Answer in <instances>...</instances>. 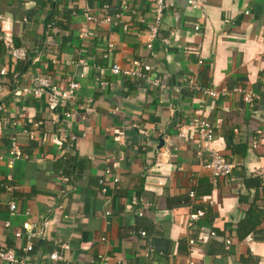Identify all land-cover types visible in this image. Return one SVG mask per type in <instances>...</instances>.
Segmentation results:
<instances>
[{
    "label": "crops",
    "instance_id": "0c3cea01",
    "mask_svg": "<svg viewBox=\"0 0 264 264\" xmlns=\"http://www.w3.org/2000/svg\"><path fill=\"white\" fill-rule=\"evenodd\" d=\"M167 1L149 42L152 0H128L126 11L118 0H0V38L27 53L13 60L0 41V248L27 255L29 264H99L98 254L110 264H264V199L255 178L264 169V0H192L195 8ZM86 8L109 22L86 23ZM132 60L151 67L159 85L109 72ZM35 76L58 88L77 80L79 88L49 113L45 95L20 93ZM187 77L218 96L191 94ZM237 88L256 100L247 106ZM193 117L212 125L209 148L233 166L226 178L213 181L204 169ZM11 137L21 157L9 169ZM250 209L253 226L242 227ZM195 211L203 215L189 224ZM25 221H47L29 254L14 237ZM238 228L249 233L240 241ZM61 243L68 250L53 263L47 256Z\"/></svg>",
    "mask_w": 264,
    "mask_h": 264
},
{
    "label": "built area",
    "instance_id": "2783aa9c",
    "mask_svg": "<svg viewBox=\"0 0 264 264\" xmlns=\"http://www.w3.org/2000/svg\"><path fill=\"white\" fill-rule=\"evenodd\" d=\"M119 1V7L120 10L126 11L128 8V0H118ZM154 3V10H153V16L148 24V37L149 42L152 41L156 35L158 27L161 23L162 16L164 12L171 8V3L167 0H152ZM187 5L191 6L192 8H195L197 4H194L192 0H187ZM103 11L107 10V6L103 5L102 7ZM247 13V12H246ZM118 15L115 16L117 18ZM1 18V17H0ZM83 19L86 23H108L109 19L107 16L102 18H96L92 15H90L88 8L85 9V13L83 14ZM197 30V28H194ZM87 31L83 28V30L79 33V37L81 39H85L87 37ZM0 41L5 49V52L12 58L13 60H19L24 61L27 58L26 50L23 48H15L11 45V43L5 39H1ZM151 45L148 43L146 45V48H150ZM113 49V46L108 43L105 48V53L103 55V58H107L110 51ZM199 63V62H198ZM109 72L114 75H124L127 77H135V78H141L145 80L149 85L153 87H157L159 85L158 80L155 78V76L152 75L151 67H149L146 64H143L137 60H132L129 65L121 69L118 65L112 64L109 68ZM100 74H102V71H99ZM0 74H4V70H0ZM83 74H78V78H82ZM262 85L264 86V79L261 80ZM184 86L185 88L193 95H199L200 97L205 98H216L218 96V92L214 91L213 89L209 87L202 86L198 83L197 79L195 77H187L184 79ZM79 88V83L77 80H70L67 81L64 88H58L57 86H54L50 83L49 79L44 76H35L31 79L29 86H24L20 89V93L27 97L32 98H41L45 95L44 102H45V108L49 113H54L57 108L62 106L64 103L72 100L76 92ZM222 94H226L225 91H221ZM232 92H237L242 94L243 102L248 106L251 105L254 100H256V96L253 95L250 91L243 90L241 88L234 89ZM192 128L195 130L198 139L200 140L199 145H197L198 149L205 155V161L203 164L204 169L209 173L210 177L213 181H215L218 178H226L231 174V171L233 169V166L231 163L227 162L218 152L212 150L209 148V145L211 144L213 140V127L212 125L203 119L193 117L189 121ZM140 133L144 134V132L140 131ZM21 134L24 136H27L29 139L33 138V133L31 131H27L23 129L21 131ZM7 154L9 156V163L7 167L10 169L12 167V163L14 160H18L21 157L20 149L17 145V141L15 137H11L9 139L8 143V150ZM107 175L108 172H105ZM255 176L259 178L261 187L264 188V169H261L255 173ZM5 182H4V189L5 192L12 195V193L15 190V185L12 183V179L10 175L5 176ZM61 181L63 183L67 182V178L62 177ZM116 179H113V182H116ZM189 199H194L195 194L193 191L188 192ZM132 205L137 204V199L135 197H132L130 200ZM60 208V206L58 207ZM16 210V205L12 200L8 202V211L10 217L14 215ZM109 213H106L105 215H108ZM139 214V213H138ZM25 215H28L25 213ZM203 215L202 211H195L193 213H190L188 215V221L189 224H192L193 222L197 221L199 217ZM47 225V221H43L41 223V226L38 227L34 223L30 222H22L20 225V231L18 230L16 233H14V237L16 238H22L24 240V247L23 251L26 254H29L33 249V241H35L37 238L41 237L44 232V228ZM8 226V222L4 223V227ZM212 234V233H211ZM139 235L143 236L144 233L140 232ZM101 242L104 241L103 238L100 239ZM189 244H192V241H189ZM223 245L225 249H228L230 246L229 239L223 240ZM58 250H54L53 252L49 253L47 258L51 262H59L62 260V254L61 252H65L68 250V246L65 243H61L57 245ZM97 260L99 264H110L112 262V259L107 254H98ZM0 264H29L28 256H21L18 257L15 255V253L11 249L6 248H0ZM192 264V263H188Z\"/></svg>",
    "mask_w": 264,
    "mask_h": 264
},
{
    "label": "trees",
    "instance_id": "16d2710c",
    "mask_svg": "<svg viewBox=\"0 0 264 264\" xmlns=\"http://www.w3.org/2000/svg\"><path fill=\"white\" fill-rule=\"evenodd\" d=\"M91 1V0H90ZM74 160L72 159V160H70V161H66L65 162V168H66V171H67V174H66V176L67 177H69V176H71V175H73V171H74ZM255 178H257V177H255ZM259 180V179H258ZM260 181V180H259ZM2 186H3V184H2ZM258 186H259V188L262 190V193H263V199H264V188L263 187H261V185H260V182H258ZM260 214V213H259ZM261 215H263V214H261ZM247 217H248V219H247V223H246V225H244V226H242V227H246V226H248V227H250V228H252V226H253V224L252 223H250L249 222V217L251 218V217H253L252 216V210L250 209L249 211H248V213H247ZM213 233V232H212ZM214 234V233H213ZM247 234H249V233H247V231H244V232H241V229L240 228H238V230H237V232H236V236H237V239H238V241H240V240H242L243 238H244V236H246ZM248 237H246V239H247ZM33 249H34V246H33ZM33 249H32V251H33ZM31 251V252H32ZM30 252V253H31Z\"/></svg>",
    "mask_w": 264,
    "mask_h": 264
},
{
    "label": "water",
    "instance_id": "95a60500",
    "mask_svg": "<svg viewBox=\"0 0 264 264\" xmlns=\"http://www.w3.org/2000/svg\"><path fill=\"white\" fill-rule=\"evenodd\" d=\"M161 145H162V141L161 139H159V147H161Z\"/></svg>",
    "mask_w": 264,
    "mask_h": 264
}]
</instances>
